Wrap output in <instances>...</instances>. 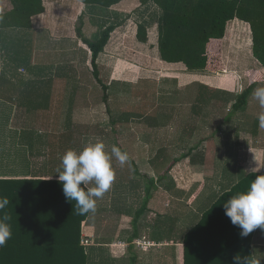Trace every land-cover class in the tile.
I'll list each match as a JSON object with an SVG mask.
<instances>
[{
	"label": "crops",
	"instance_id": "1",
	"mask_svg": "<svg viewBox=\"0 0 264 264\" xmlns=\"http://www.w3.org/2000/svg\"><path fill=\"white\" fill-rule=\"evenodd\" d=\"M42 6L30 29L0 32V59L8 53L12 61L0 67V180H58L60 157L72 150L69 137L75 132L60 126L65 119L57 113H68L72 123L94 125L103 120L108 102L117 109L123 105L136 124L130 122L127 132L135 137L129 138L133 153L124 166L113 163L126 170L115 174L96 211L81 224V239L90 242L84 247L87 264H233L236 255L264 264V230L242 237L223 208L264 174L262 110L252 97L255 88L264 87V68L252 55L249 24L228 22L221 44L224 71L239 66L260 78L244 107L234 110L250 82L216 79L207 71L161 61L162 10L153 2L122 0L107 8L42 0ZM12 7V0H0V14ZM109 26L115 29L97 56V80L80 78L91 71V53L82 39L96 41ZM259 26L264 34V21ZM139 27L144 31L138 36ZM161 85L180 91V101L159 103L146 91ZM124 90L134 93L126 97ZM173 132L177 155L170 159L177 162L158 180L152 162L171 150ZM86 144L79 140L74 147L82 150ZM142 150L151 155H140ZM136 242L151 246L140 249Z\"/></svg>",
	"mask_w": 264,
	"mask_h": 264
},
{
	"label": "trees",
	"instance_id": "2",
	"mask_svg": "<svg viewBox=\"0 0 264 264\" xmlns=\"http://www.w3.org/2000/svg\"><path fill=\"white\" fill-rule=\"evenodd\" d=\"M78 1L108 8L122 0ZM139 2L142 5L153 2L162 10L157 22V48L161 61L170 64L181 63L188 71L223 72L222 39L226 33L227 23L237 19L249 24L252 32V55L264 68V34L259 26L264 21V0H139ZM12 5L9 12L0 14V32L4 29L28 30L32 26L31 19L44 12L42 0H12ZM114 29V26L107 27L96 41L82 39L91 53V71L89 76L80 75V78L97 80L96 59ZM142 31H144L142 27H139L138 36ZM249 75L250 84L237 97L233 105L234 110L244 107L255 81L260 79L258 73ZM72 76L75 74L72 73ZM128 121V115L124 114L120 126L121 122ZM65 122L58 125L73 129L75 135L69 138L74 146L79 144V140L90 143L94 137L102 142L108 140L105 136L107 127ZM115 123L117 121H111L112 134L117 133L124 140L126 131L117 130ZM74 146L72 150L79 152L80 147ZM166 160H169L167 166L164 164ZM176 162L177 159L168 158L166 152H159L152 162L158 180L167 178ZM251 176L253 175L249 177ZM240 185L241 183L235 189ZM4 197L9 200V204L0 211V217L4 215L9 217L7 223L11 226L12 236L5 246L0 247V264H87V254L80 242L81 224L89 214H77L75 201L66 199L62 184L58 180H0V198Z\"/></svg>",
	"mask_w": 264,
	"mask_h": 264
},
{
	"label": "clouds",
	"instance_id": "3",
	"mask_svg": "<svg viewBox=\"0 0 264 264\" xmlns=\"http://www.w3.org/2000/svg\"><path fill=\"white\" fill-rule=\"evenodd\" d=\"M252 97L262 109L258 115V125L264 129V87L255 88ZM113 158L121 166L129 161L128 154L115 145L111 147L110 153L107 152L103 142L88 143L79 152L67 150L60 157L56 170L58 181L62 184L66 199L75 201L78 215L94 213L97 200L103 198L111 188L115 180ZM252 170L258 172L259 168ZM88 185L91 187H87ZM8 204L6 197L0 198V211ZM223 208L231 223L242 230V237L248 236L257 228L264 230V175H257L247 190L230 197ZM8 220L7 215L0 217V247L5 246L12 236ZM233 264H249V260L245 256L236 255L233 257Z\"/></svg>",
	"mask_w": 264,
	"mask_h": 264
},
{
	"label": "rangeland",
	"instance_id": "4",
	"mask_svg": "<svg viewBox=\"0 0 264 264\" xmlns=\"http://www.w3.org/2000/svg\"><path fill=\"white\" fill-rule=\"evenodd\" d=\"M224 50H225V53H226V50H228V48H225ZM2 56H3V58L0 59V62H1L0 67L5 65L7 62L8 63L12 62V61H10V58H9L10 55L8 53H4V54H2ZM4 56H6V58H4ZM225 56H227V55H225ZM221 57H222V55H221ZM221 59L225 61V59L223 57ZM236 68H237L238 71H235V70H234V72H232L231 70L227 71L226 68H225V71H223V72H220L218 74L217 73H212V74H214V78H216V79H228V78L230 79L231 76H234L235 78L239 77V78L244 79L245 81L246 80L249 81V78H250L249 74L250 73L241 71L239 66H236ZM1 74H3V73H1ZM21 74L24 75L23 73H21ZM207 74H209V73L207 72ZM25 75L26 76H24V77L26 78L27 75H29V74L26 73ZM211 77H213V76H211ZM1 78H4V76L2 75ZM192 78L196 79V77H192ZM146 91H148L147 92L148 94L153 92V94H150V95H155V97H156L155 99H157L159 101V103H166L167 101L169 102L172 99H174V97L177 98L176 100L179 99V101H180V96H179L180 95V91L179 92L176 91V89L174 87H171L169 85H161L160 87H157V88H154V89H147ZM132 93H134V92H132L130 90L129 91L128 90L127 91L126 90L123 91V94L126 95V97H130ZM141 95H143V94H141ZM123 97H125V96H123ZM108 103L110 104L109 106L114 108V110H111L109 108ZM108 103H107V106H106V109H105L106 112L104 114H101V115H104L103 120H100L99 123L96 122L98 120L97 118L100 117V115H99V116H96L97 118L94 117L96 119H94L93 121H95L99 125L100 128L107 127V129L105 130V131H107V134L105 136H106V139L108 138V140L106 142H103L104 145H105V150L110 153L111 147L113 145H115V146L119 147L121 149V151L126 152L128 154V156H129V159H131L130 155L132 156L133 152L131 153L130 150H129V146H131L129 138L134 139L135 137H134V135L128 136L127 132L129 131L128 127H130V122L132 123L131 125L133 127H136V124H135V122L129 120V116H130L129 114L130 113L126 114L127 113V112H125V107L126 106L122 105L121 106L122 109H117V106L115 104L112 105V102H108ZM124 114L128 115V120L129 121L127 123L121 122V126H120L121 117ZM57 115L61 116V117H64V119L66 121L65 123H70V118H69V114L68 113L67 114L57 113ZM132 117H134V116H132ZM112 120L117 121V123H115V125H117V130H125L126 131V133L124 134V140H123V137H119L117 133L116 134H112L111 129H110V125H111V121ZM90 121H92V120L90 119ZM141 122H142V120H141ZM141 122L138 119V123L141 124ZM148 122L150 123V121H148ZM152 122H153V120H152ZM178 127L179 126L177 125V128ZM172 128H171L172 129L171 131H174L175 128H176V125H175V127H172ZM176 131H177V129H176ZM173 133L175 134V132H173ZM174 134L170 133V147H169V149H171V150L164 151V152H166L168 158L169 157L172 158V157L177 155V153H176L177 151L176 150H172L173 147L171 148V142L176 140V137H175L176 134L175 135ZM118 137L120 138V140H119ZM121 140H123V141H121ZM95 142H102V141L100 139H98L97 137H94V139L92 141H90V143H95ZM179 153H178V155H179ZM139 154L140 155H144V156L145 155H149V156L151 155L149 153L144 152L143 150L141 152H139ZM116 162L117 161L115 160V158H113L112 165H113V163H116ZM113 169H114L116 175L123 174V172L126 170L123 167H117V166L116 167L113 166Z\"/></svg>",
	"mask_w": 264,
	"mask_h": 264
},
{
	"label": "built area",
	"instance_id": "5",
	"mask_svg": "<svg viewBox=\"0 0 264 264\" xmlns=\"http://www.w3.org/2000/svg\"><path fill=\"white\" fill-rule=\"evenodd\" d=\"M81 246L86 247L90 245V242L85 239H81ZM135 246L140 249H145L147 247H150L151 245L149 243H143V242H136Z\"/></svg>",
	"mask_w": 264,
	"mask_h": 264
}]
</instances>
